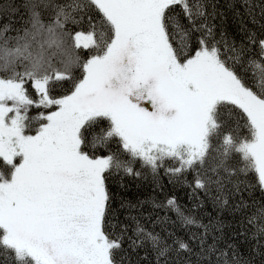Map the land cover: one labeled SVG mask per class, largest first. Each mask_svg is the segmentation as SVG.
<instances>
[{
  "label": "snow or ice",
  "instance_id": "1",
  "mask_svg": "<svg viewBox=\"0 0 264 264\" xmlns=\"http://www.w3.org/2000/svg\"><path fill=\"white\" fill-rule=\"evenodd\" d=\"M0 264H264V0H0Z\"/></svg>",
  "mask_w": 264,
  "mask_h": 264
},
{
  "label": "trees",
  "instance_id": "2",
  "mask_svg": "<svg viewBox=\"0 0 264 264\" xmlns=\"http://www.w3.org/2000/svg\"><path fill=\"white\" fill-rule=\"evenodd\" d=\"M178 194H182V193H178Z\"/></svg>",
  "mask_w": 264,
  "mask_h": 264
}]
</instances>
